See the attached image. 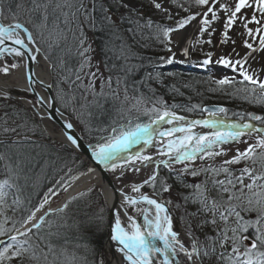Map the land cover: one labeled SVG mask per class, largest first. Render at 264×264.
I'll return each mask as SVG.
<instances>
[{
	"label": "snow or ice",
	"instance_id": "6c2138e0",
	"mask_svg": "<svg viewBox=\"0 0 264 264\" xmlns=\"http://www.w3.org/2000/svg\"><path fill=\"white\" fill-rule=\"evenodd\" d=\"M218 2L0 0V74L8 76L20 68L18 58L36 62L35 53L43 48L44 59L49 61L50 71L58 78L54 82L39 81L47 90L56 87L55 95L41 96L34 87V74H25L28 83L23 90L36 95L35 100L24 101L31 109V116L26 109L8 102L12 96L7 86L0 89V101H3L0 103V168L4 173V178L0 179V217H3L0 264L59 262L50 239L59 233L52 232L51 225L47 230L44 228L45 216L51 213L36 218V213L48 202L47 195L19 222V227L15 222L12 228L5 227L10 221L7 212L24 203L31 180L29 164L35 158L25 149L42 147L37 137L47 132V129L38 131L39 125L33 117H39L41 122L50 119L53 110L59 111L55 107L57 103L74 115L79 108L77 119L85 124V129L89 133H101L97 142L88 147L92 158L105 170L138 173L141 171L136 166L138 163L153 169L141 183L131 185L132 192L140 195L134 197L120 192V208L125 210V215L128 208H135L143 217L140 224L127 215L125 226L120 212L117 210L114 214L110 239L120 246L118 250L127 264H264V115L232 112L236 117L232 120L226 107L169 105L153 87L158 84L175 95H183L175 84L165 85L168 77L159 67L161 64L192 63L190 47L195 50L197 45H212L215 30L209 31V28L213 21L220 19L219 12L223 11L225 22L220 43H228L229 31L239 18L246 30L242 35L251 38V42L247 38L242 41L248 51L240 56L233 49L235 58L221 55L215 61L212 52H205V59L198 62L199 66L207 68L216 63L231 68L242 79H217L214 83L218 87L214 91L231 89L228 94L233 98L264 107V75L261 74L264 65L252 67V62L264 59L259 56L264 53V0H236L234 7L224 3L217 9ZM146 3L161 14L163 20L175 23L170 26L154 20L151 15L146 16ZM202 7H207V11L192 10ZM246 8L252 9L250 18L247 14L238 16ZM181 11L188 15L177 18ZM192 21L197 22L194 25L198 30L196 35L202 38L208 33V38L186 37L181 46L172 34L179 33ZM98 36L101 58L96 60L94 45ZM150 40L163 45L170 55L143 56L137 49L151 47L147 43ZM231 42L236 43L235 40ZM173 47L177 51H173ZM178 53L185 59L178 60ZM6 57H11V64ZM110 102L113 106L119 103L117 111L121 116L133 111L138 115L128 117L124 123L111 119L107 126L90 127L94 117L108 114L106 105ZM94 108L99 111L93 113ZM177 108L187 112L198 110L202 118L189 119L178 114ZM85 114L87 121L82 118ZM139 114L147 116V122L141 121ZM60 116L64 118V112H60ZM63 129L69 144L79 149L80 137L73 134V123L64 119ZM253 136L256 142L248 144ZM241 143L247 146L243 150L236 148L234 155L229 156L230 149L226 146ZM136 145H141L143 150L133 152ZM153 146L162 157L159 161L146 151ZM218 157L225 158L216 163ZM198 160L202 163L197 164ZM176 165L183 167L176 169ZM161 168L166 170L167 176H161ZM187 177H191V181ZM78 178L65 181L63 189L66 191ZM145 186L152 189L151 196L141 192ZM49 192L56 194L52 189ZM165 194L167 198L163 199ZM173 197L179 201L175 207L182 210L178 218L179 231L174 229L169 207L174 204ZM67 207L65 203L60 211ZM30 223L32 226L28 227ZM92 223L99 228L103 217L92 218ZM5 236L7 240L2 239ZM75 259L73 256V262ZM82 264L88 262L82 260ZM91 264H104V261L93 260Z\"/></svg>",
	"mask_w": 264,
	"mask_h": 264
},
{
	"label": "trees",
	"instance_id": "16d2710c",
	"mask_svg": "<svg viewBox=\"0 0 264 264\" xmlns=\"http://www.w3.org/2000/svg\"><path fill=\"white\" fill-rule=\"evenodd\" d=\"M153 14H157V16L159 15L155 9H153ZM157 16H153V19ZM100 43L101 39L98 36L94 46L96 48V51L98 52L99 57L101 58V52L99 47ZM147 43L151 45V47H149L148 49H137L143 56L152 58L167 56L168 52L164 49L163 45L159 44L154 40L147 41ZM161 65L159 67V70L162 71L164 75L168 77L165 80V85L167 86L175 84L176 87L179 88L180 92L183 93L182 96L175 95L171 93L167 87H161L158 84H153V87L157 89L158 93L161 94L162 98L169 105H224L230 110L229 117L233 119H236V117L231 115L232 112H253L258 115H264V107L250 105L249 103L243 102L240 99L233 98L231 95L228 94L231 92V89L227 90V92L218 90L214 91V89H217L218 86L210 82L209 78L207 77V74L186 72L180 69L166 71L161 68ZM169 73H173L175 75L169 76ZM136 78L139 79L140 77L137 76ZM185 84H189L191 86L185 87ZM54 92L56 94V87H54ZM58 106L64 113L73 117L69 113V111L64 110L61 104L58 103ZM118 106H120L118 102H116L115 106H113V104L110 102L108 105H106V107L109 109L108 114L103 117H94L90 122V127L95 128L100 124L107 126L111 119L119 118V116L117 115ZM92 111L93 113H96L99 110L94 108L92 109ZM176 111L180 114L182 113L187 117H196L199 114L198 111L187 112L182 111L179 108H177ZM83 119L85 121L88 120L86 114L83 115ZM33 120L36 124L39 125L38 131L43 132V129L39 122L36 119ZM115 120L118 123H121L117 119ZM87 133L88 136H85V139L88 143H91L92 140H97V136L101 135V133H97L96 131ZM41 145L42 147L39 148L25 149L26 152L30 153L31 156L35 158L29 164V175L31 177V180L29 181V185L26 189V199L24 200L22 206H20V211L16 209L17 206H15L16 208H13L12 210H9L7 212L8 217H10V221L6 224V228L10 229L13 227L14 221H12V217L14 215L20 212V215L24 217L25 214H23V212L29 213L32 208L36 207L38 200L46 191H48L55 185L57 178L65 174L69 168L71 169V167L74 166L75 163L80 161L78 156L71 155L69 153V150L66 148H56L52 145ZM75 168L76 171H78L81 166L79 165ZM72 170L73 169H71V172L73 173L74 170ZM162 173L164 174V176L168 175L166 171H163ZM80 209L74 211L73 213H68L67 215H64L67 218L65 224H63L64 227L61 229H57L68 236L67 240H59V242H55L53 239H51L52 244L55 245L56 254L59 257V260L61 259L58 264H82V260H86L88 264H91L93 260L101 259V252L103 250V244L106 239L105 236H107L108 232L107 222L104 220L102 225L97 228L92 223V218H90L92 216L83 212L84 209H81L82 211ZM79 214H82V216H80ZM75 219L78 221L77 223ZM54 220L55 218L53 219V221ZM0 223H3V217H0ZM62 243L68 244L65 249L72 256L66 258L65 255L62 254ZM81 245H86L87 247H83ZM73 256L76 258L75 262L71 260ZM62 258H64L63 260H65L66 262L63 261ZM70 260L73 263H69Z\"/></svg>",
	"mask_w": 264,
	"mask_h": 264
},
{
	"label": "rangeland",
	"instance_id": "374dc122",
	"mask_svg": "<svg viewBox=\"0 0 264 264\" xmlns=\"http://www.w3.org/2000/svg\"><path fill=\"white\" fill-rule=\"evenodd\" d=\"M209 3L211 4V0H209ZM219 3L220 2H218L216 4V8L217 9L220 8V5L221 4L229 3V2L228 1H225L224 2L223 1L220 4ZM230 5L232 7H234L233 4H230ZM153 9L154 8H152L151 6L147 5V3H146L145 9H144L145 15L146 16L147 15L157 16V14H155V15L153 14ZM192 10H193V12H201L202 13V12L207 11V7L193 8ZM187 15H188V13H185V12L181 11L179 13V17H177V18L185 17ZM239 15L240 14H238V16ZM153 16H152V18H153ZM199 19H200V17L198 16L197 17V20H199ZM208 19L210 21L212 20V16H211L210 13H209ZM238 19H237V21H238ZM154 20H158V21L163 22V23H166V24H168L170 26L175 23L172 20H163L161 14H159L157 17H155ZM237 21L231 27V29H230L229 32H233V29H235V27L237 25ZM193 22H195V21H192V23ZM224 22H225V14L222 13L220 19L219 20H216V21H213L212 24H211V27L209 28V31H212L213 29L215 30L214 34L211 37V39H212V45H208L206 43L205 44H202V45H197L196 48H195V50H192L190 52V56H191L192 63H186L185 66H187V68L184 69L186 71H192V72H195V73H200V72L206 73L207 74V77L210 78L209 79L210 82L212 84H214V85H216L214 83L215 80L220 79V78H224V77H229V78H233L234 77L236 81H239V80L242 79V77H240L238 75V73L233 72L231 68L226 67V66H224L222 64L213 63V64L208 65L207 68H202V67L199 66V63H198L199 61H202L203 59H205V56H204V53L205 52H212L213 53V57H212V60L213 61H215L221 55H223L225 57H228V56H230V55L232 56L234 54L233 53V46H234V44L231 42L233 40V37L232 36L229 35L231 37V39L228 41V43H225V44H221L220 43V40L222 39V32H223V24H224ZM174 34L175 33H173L172 36ZM207 38H208V33H205L204 34V37H202V38L196 36V39H207ZM173 51H176L175 50V47H173ZM42 52H43V48H42ZM43 55H44V52H43ZM94 55H95V59L96 60H99L100 59L97 51H96V53ZM169 55H170V53L167 54V56H169ZM6 61L9 64L12 63V59L11 58H7L6 57ZM174 64H172V65H174ZM175 65H177V64H175ZM19 69L20 68H18L16 70H13L12 73L10 75H8V76H4V75L0 74V80L3 81V82H5V86H9V85L12 84V86L10 88H8V90L10 91V93L12 95H14L16 97H19V98H21V97H27V98H29V94L22 93L19 90L14 89L15 88L14 87V84H17V82L14 81V78L13 77H14L15 73L18 72ZM52 77H53V80L54 81H55V79L57 80V77L53 73H52ZM89 100H91V97H89ZM2 102L3 101H0V103H2ZM8 102L10 104H14L17 107H20L22 109H26L27 111H29L28 114L31 116V110L28 107H26L22 102L17 101L15 99H11ZM78 103H79V101H78ZM119 107L120 106H118V108ZM80 111L81 110L78 109L76 115L72 114L69 111V113L73 116V118L75 119V121L78 124H81L80 120L77 119V115L80 114ZM117 115L119 116V118H115V119H117L121 123H124L128 117H135L138 114L133 111L131 113H127L123 117H121V115H120L119 112H117ZM139 116H140V120H145V119L148 118L147 116H144L143 114H139ZM35 118L38 119L37 117H33V119H35ZM81 130L85 132L83 126H81ZM55 131L56 132H61V130L59 129V127L57 125H55ZM87 134L88 133H85L84 136H88ZM37 138L40 139V140L41 139L42 140H47V142H52L53 143V145H52L53 147H56V148L61 147V145L58 143V141H56V140H53L52 141V139L49 136V133L48 132L46 134L43 133V136H38ZM96 142H97L96 140H92L91 144H95ZM255 142H256L255 136H253L250 140H248V144H252V143H255ZM246 146H247L246 144L241 143V144H238V145L237 144L228 145L226 147H228L230 149L229 156H231V155H234L236 148H240L241 150H243ZM224 158L225 157H218L215 162L216 163H219ZM200 163H202V162L198 160L197 161V164H200ZM203 163H208V161H204ZM79 165L81 166V168H79L78 171H76V168L75 167L76 166H79ZM136 166L139 167L140 164L138 163ZM182 167H183V165H176L175 166L176 169H179V168H182ZM71 169L74 170L73 173L71 171H69V169H68L65 174H63V175H61V176H59L57 178L54 187L53 188H50L56 194L50 193L49 192L50 189H49L38 200V202L36 204V207H34V208L31 209V211L35 210V208H37L39 206V204L41 203V201L44 200V198H45L46 195L48 196V202L41 209L43 212L48 207H50V206L57 207L58 205L61 204V206L63 207V205L65 203L68 204L67 209H65L64 211H59V212H57V213H55L53 215H50L46 219V223H45V226H44L45 230H47L48 227H49V225H51V231L52 232H58L59 233V236H52V237H50V239H53L55 242H59V240H64L65 241L68 238L67 235H65L61 231L57 230V229H61V228L64 227L63 224H65L66 219H67L64 215H67L68 213H73L74 211H76V210H78L80 208L81 209H84L83 212H85L86 214L92 216L90 218L102 216L103 217V221L105 220L107 222V230H109L110 210H109V207H108L107 202L105 201V199H104V197L102 195L101 185L100 184H98V183H96V184H90L86 188L85 187L81 188V190H79L76 194H74L73 196H71L73 199H71L70 202L68 201L69 203L67 202V200H69L71 198V197L68 198V196H67L68 195V192L71 191V189L75 185L79 184L89 174V172H90L89 171V169H90L89 168V164L87 162L83 161L81 158H80V161L76 163V165H74V166L71 167ZM163 171H166V170H164L163 168H161V170H160L161 176H164V174L162 173ZM113 173L117 177V180L116 181H117L118 184L117 183L116 184L120 188L121 187H124V191H129L130 192V191H132L131 185L133 183H141L144 179H146L152 173V171L147 170L144 173V175H143V172L142 171H140V172L137 173V172H133L131 170H126V171H123V173H122L121 169H117ZM76 176H78L79 178L78 179H75L74 181H72L71 184H70V186L68 187V189L65 191L63 189V187H62L63 183L65 181H68L71 177H76ZM3 178H4L3 169L0 168V179H3ZM187 179L189 181H191L192 178L191 177H187ZM57 181H60V183H57ZM149 190L152 191V189L150 187H147L146 186L145 188H143L142 191H143V193H146ZM166 198H167V194H165V196L163 197V199H166ZM173 199H174V204L173 205H170V207L172 209L174 228L176 230L177 225L179 224V219L178 218L181 216L182 210L181 209H177L175 207V203H178L179 201H176L175 200V197H173ZM9 202H11V199H9ZM20 206H22V204L19 205V208H18V206H17V208L15 206H13V208H16V209H18L20 211V209H21ZM138 207L143 208V207H146V205H139ZM128 211H129L130 215L133 216L138 223L142 224V221H141V219L139 217V216H142V215H140V213H138L135 210V208H129ZM30 212L29 213L23 212V214H25L24 217H22L20 215L21 214L20 212L17 213L16 215H14L13 217L11 216L12 217V221L15 222L16 227H19L20 226L19 225V222L22 221L24 218H26L30 214ZM79 215L82 216V214H79ZM54 218H55V220L53 221ZM75 221H76V223L78 222L76 219H75ZM5 227H6V225H5ZM108 233H109V231L107 232V235H109ZM13 234H15V233H13ZM105 237H104V239H105ZM6 238L7 237H4V238L2 237V239H6ZM106 240H107V237H106L105 241ZM105 241H104V244H103V250L101 252V257L100 258L104 261V264H108L109 258H108V251L106 249V242ZM67 246H68V244H63L62 243V250L61 251H62V254H64L66 258L72 256L65 249ZM63 259L64 258H62V260ZM71 260H70L69 263H73L72 262L73 260L72 261ZM63 261H65V260H63Z\"/></svg>",
	"mask_w": 264,
	"mask_h": 264
},
{
	"label": "bare ground",
	"instance_id": "6f19581e",
	"mask_svg": "<svg viewBox=\"0 0 264 264\" xmlns=\"http://www.w3.org/2000/svg\"><path fill=\"white\" fill-rule=\"evenodd\" d=\"M225 2V1H228L229 3L228 4H233L235 6V3H236V0H220V3L222 2ZM219 3V4H220ZM223 14H225L223 11H221ZM219 12V16L221 17L222 13ZM252 13V9H243L242 10V13L240 15H244V14H247L250 18V15ZM196 21L191 23L190 25L186 26L184 29L180 30L179 33H175L173 35V39L176 40L178 39L180 41V44L181 46L184 45V41H185V38H194L196 39V33H197V29L196 27H194V25H196ZM249 27H254L253 25H249ZM245 29L244 27L241 25V22L240 20L238 19L237 21V25L235 27V29H233V32H229V35L233 37V40L236 41V43L234 44L233 46V49H236L235 52L239 53L240 56H243L248 50L246 48H244L243 46V43L242 41L244 39H249V42H251V38H248L246 35H242L245 33ZM257 41L259 39V37L256 38ZM175 50L177 51L176 47H175ZM193 49L190 47V52L192 51ZM255 55V54H254ZM177 59L178 60H184L185 58L180 55L179 53L177 54ZM234 58H235V53L232 55ZM260 57H264V53H260L259 54ZM18 62L21 63V67L20 69L18 70V72L15 73L14 75V81L17 82V84H14V87L19 90L20 92L24 93L25 91L23 90L24 87L27 85L28 81L26 80V63L24 61V59H19L18 58ZM261 65H264V59H259V63L257 62H252V67L253 68H258L260 67ZM185 67L184 64H181L178 68H176L174 65H166V64H162L161 65V68L163 70H166V71H170V70H175V69H179L180 70ZM34 69H35V77L37 80L39 81H45V82H48L50 80V72H49V65L47 63V61L41 56H37V61L35 62L34 64ZM186 71V70H185ZM186 72H192V71H186ZM262 75H264V73H261ZM53 78V77H52ZM12 80V79H11ZM54 80H52L53 82ZM12 85V84H11ZM9 85V86H11ZM5 86V82L1 81L0 80V89L1 87ZM38 94L41 95V96H47L44 89L40 88V87H35ZM24 99H27L29 101L31 100H35L36 98L32 95L30 96L29 95V98L27 97H24ZM23 104L28 107L27 104H25V102L23 101ZM212 106H218V107H225L224 105H205L203 107H212ZM29 108V107H28ZM30 109V108H29ZM31 110V109H30ZM198 111V110H197ZM29 112V111H28ZM198 115L196 117H188L189 119H199V118H202V114L198 111ZM206 115V114H204ZM37 121L39 122V124L41 125L42 129H47V132L56 140H59L61 143H65L67 144L66 146H62L63 148H66L69 150V153L71 155H76L79 157V159L81 158L83 161L87 162L89 164V168L90 169H94V171H91L89 172V174L77 185H75L71 191L68 192V198H70L71 196H73L74 194H76L79 190H81V188L83 187H87L88 185L90 184H100L101 185V191H102V195L104 197V199L106 200L107 203H109L110 205L112 204V202L115 200L116 203H115V212L118 210L120 212V215H121V220H122V224H124L125 226L128 224V220H127V215H130L129 213V208L127 209V215H125V210L120 208V202L122 200V197L120 195L119 192L117 191H124V188L123 187H119L117 185V187H112L111 188V181L112 179L115 181L117 180V177L116 175L112 172V171H109V170H105L103 168L102 165H98L94 162H92L88 156L86 155H83V154H79L77 151H74V147H72L69 142H67L65 139V135L63 134V132H56L55 131V124L51 123L50 121H48L47 119L44 120L43 122L40 121V119L38 118ZM76 127H77V132L81 135V137L83 138L84 142L89 146L91 143H88L85 139V133H87L88 131L85 129V124L81 123V124H78L76 123ZM81 126L84 127V131L81 130ZM167 127V126H166ZM60 129V128H59ZM61 130V129H60ZM197 131H208L207 129H197ZM47 132H44L45 134ZM50 136V137H51ZM51 137V138H52ZM38 139V138H37ZM40 144H43V145H53L52 142H47V140H40L38 139ZM97 141V140H96ZM159 146H163V145H159ZM137 150H143L142 146L141 145H136L133 147L132 151L135 152ZM146 151L153 155V157L159 161L160 159H162V157H160L158 154H157V150H156V146H153V147H149L146 149ZM81 155V156H80ZM141 168V171L143 172V175L144 173L147 171V170H150V171H153V169L151 167L149 168H144L142 167L141 165L139 166ZM108 175L109 179H107L105 176ZM112 177V178H111ZM95 182V183H94ZM148 187V186H147ZM114 191V193H113ZM150 191V190H149ZM129 192V191H128ZM152 192V191H150ZM126 194H129V195H132V196H138L139 193H126ZM58 207H62L61 204L58 205L57 207H54V206H50L48 207L44 212L42 210H40L39 212L36 213V218L37 220L41 217V216H45V214L48 212V211H56ZM170 207V206H169ZM170 211L172 212V209L170 207ZM115 214V213H114ZM36 221H32V223H35ZM31 223L28 225V227H31ZM175 229V228H174ZM177 231L180 230V225L178 224L177 225V228H176ZM109 234V233H108ZM107 237V240L105 241L106 242V249L108 251V258H109V262L108 264H127V261L124 260V257H123V254L119 252V245L115 242V241H110V242H107L108 239H109V235L106 236Z\"/></svg>",
	"mask_w": 264,
	"mask_h": 264
},
{
	"label": "water",
	"instance_id": "95a60500",
	"mask_svg": "<svg viewBox=\"0 0 264 264\" xmlns=\"http://www.w3.org/2000/svg\"><path fill=\"white\" fill-rule=\"evenodd\" d=\"M32 47H35V46H32ZM37 56H39V55H41L43 58H44V55H43V53L42 52H40V53H35ZM47 61V63H48V65H49V62H48V60H46ZM34 64H35V62H32L30 59H27L26 60V73H29V74H34V80L36 81V83L34 84V87H40V88H42V89H44V91H45V93H46V95L47 96H49V95H54V91H53V88L51 89V90H47V89H45L44 87H43V85H41L40 83H39V80H37L36 79V77H35V69H34ZM30 70V71H29ZM49 70H50V66H49ZM50 73V80L48 81V82H52V72L51 71H49ZM37 91V90H36ZM26 92V91H25ZM28 93H30V92H28ZM38 93V92H37ZM30 94H32L35 98H36V95L35 94H33V93H30ZM11 96H12V99H15V100H17V98L18 97H16V96H14V95H12L11 94ZM18 101V100H17ZM20 102H22L23 103V101H25V99L24 98H21L20 100H19ZM56 109H59L58 108V105L56 104ZM60 109H59V111H55V110H53L52 111V113H51V118L50 119H47L48 121H50L51 123H53V124H55V125H57L60 129H61V131L63 132V134H64V129H63V124H64V119H68V120H70L72 123H73V125H74V135H76L77 137H80V141H79V143L81 144V147L79 148V149H77V148H75L74 147V151H77L79 154L81 153V154H83V155H86V156H88L89 157V159L92 161V162H94L95 163V165H96V162H95V160L92 158V156H91V149L88 147V145L84 142V140H83V138L81 137V135L77 132V125H76V122L74 121V119H72L71 117H69L68 115H66V114H64V118H61V116H60ZM37 118H39V117H37ZM65 135V134H64ZM49 136H51L50 134H49ZM52 137V136H51ZM52 140H56V139H54L53 137L51 138ZM66 140V139H65ZM56 141H58V143L60 144V145H62V146H66L67 144H65V143H61L59 140H56ZM67 141V140H66ZM68 142V141H67ZM107 179H109V177H108V175H106L105 176ZM112 178V177H111ZM112 183H111V188L113 187H117V184H116V182L112 179V181H111ZM117 192H121V190L120 191H117ZM113 193H114V191H113ZM148 195H152V194H148ZM106 201V200H105ZM115 203H116V201L114 200L113 202H112V204L110 205L109 203H107L108 204V207H109V210H110V223H109V239H108V241L107 242H110V241H112L111 239H110V236H111V229H112V227L114 226V213H115Z\"/></svg>",
	"mask_w": 264,
	"mask_h": 264
},
{
	"label": "flooded vegetation",
	"instance_id": "af4514ba",
	"mask_svg": "<svg viewBox=\"0 0 264 264\" xmlns=\"http://www.w3.org/2000/svg\"><path fill=\"white\" fill-rule=\"evenodd\" d=\"M139 216V215H138ZM141 218V216H139Z\"/></svg>",
	"mask_w": 264,
	"mask_h": 264
}]
</instances>
